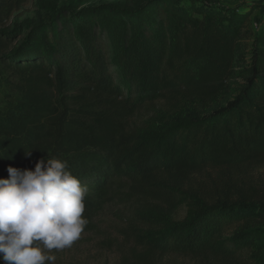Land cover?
<instances>
[{"label":"trees","instance_id":"trees-1","mask_svg":"<svg viewBox=\"0 0 264 264\" xmlns=\"http://www.w3.org/2000/svg\"><path fill=\"white\" fill-rule=\"evenodd\" d=\"M26 2L0 0V178L67 160L89 223L127 218L133 264H264V187L249 177L264 168V15L254 27L241 8L76 0L12 21Z\"/></svg>","mask_w":264,"mask_h":264},{"label":"clouds","instance_id":"clouds-1","mask_svg":"<svg viewBox=\"0 0 264 264\" xmlns=\"http://www.w3.org/2000/svg\"><path fill=\"white\" fill-rule=\"evenodd\" d=\"M7 172L8 178H0V261L55 264L51 253L70 249L89 223L87 186L59 158L40 159L34 170Z\"/></svg>","mask_w":264,"mask_h":264},{"label":"rangeland","instance_id":"rangeland-1","mask_svg":"<svg viewBox=\"0 0 264 264\" xmlns=\"http://www.w3.org/2000/svg\"><path fill=\"white\" fill-rule=\"evenodd\" d=\"M61 7H68L76 0H27L26 4L14 13L12 21L21 23L25 20L38 22L51 13L50 2ZM86 5L125 2L126 0H81ZM185 6L201 8L217 7L220 9L241 8L251 12L253 26L264 15V0H182ZM252 42L246 43L244 54L239 60L237 74L233 80V95L244 84L248 69L254 60ZM12 98V93L0 79V107H4ZM249 177L255 185L264 187V168L253 170ZM184 210L181 211L184 214ZM121 209H108L92 222L88 223L80 239L70 249L53 251L57 259L55 264H133L134 254L138 252L133 240L128 236V220L122 216ZM125 211L123 212V214ZM264 245V231L260 239ZM164 264H203L190 258H168Z\"/></svg>","mask_w":264,"mask_h":264},{"label":"built area","instance_id":"built-area-1","mask_svg":"<svg viewBox=\"0 0 264 264\" xmlns=\"http://www.w3.org/2000/svg\"><path fill=\"white\" fill-rule=\"evenodd\" d=\"M263 10H264V8H263ZM255 27H257V24H255Z\"/></svg>","mask_w":264,"mask_h":264}]
</instances>
